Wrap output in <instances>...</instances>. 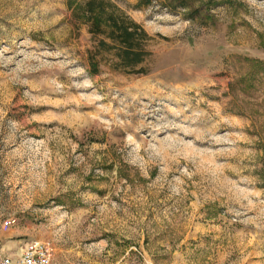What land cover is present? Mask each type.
Listing matches in <instances>:
<instances>
[{
	"label": "rangeland",
	"instance_id": "obj_1",
	"mask_svg": "<svg viewBox=\"0 0 264 264\" xmlns=\"http://www.w3.org/2000/svg\"><path fill=\"white\" fill-rule=\"evenodd\" d=\"M69 1L0 0L1 249L264 264V0H112L150 36L139 73Z\"/></svg>",
	"mask_w": 264,
	"mask_h": 264
},
{
	"label": "trees",
	"instance_id": "obj_2",
	"mask_svg": "<svg viewBox=\"0 0 264 264\" xmlns=\"http://www.w3.org/2000/svg\"><path fill=\"white\" fill-rule=\"evenodd\" d=\"M73 17L86 25L98 39L100 52H111L116 59L113 67L139 73L140 65L150 51L147 49L149 34L142 24L134 20L112 0L69 1ZM92 73L99 71V64L91 58Z\"/></svg>",
	"mask_w": 264,
	"mask_h": 264
},
{
	"label": "built area",
	"instance_id": "obj_3",
	"mask_svg": "<svg viewBox=\"0 0 264 264\" xmlns=\"http://www.w3.org/2000/svg\"><path fill=\"white\" fill-rule=\"evenodd\" d=\"M13 222L8 220L6 223L10 225ZM0 264H55L53 261V249L47 242L40 240L30 241L16 255H0Z\"/></svg>",
	"mask_w": 264,
	"mask_h": 264
},
{
	"label": "crops",
	"instance_id": "obj_4",
	"mask_svg": "<svg viewBox=\"0 0 264 264\" xmlns=\"http://www.w3.org/2000/svg\"><path fill=\"white\" fill-rule=\"evenodd\" d=\"M10 245H11V244H6V245H4V246L2 245V249L0 250V255H4V254H5V255H11V254H9L8 251H7V250H8V247H11Z\"/></svg>",
	"mask_w": 264,
	"mask_h": 264
}]
</instances>
